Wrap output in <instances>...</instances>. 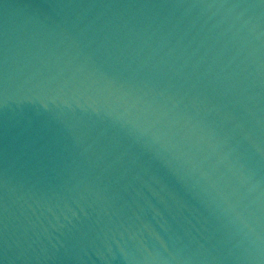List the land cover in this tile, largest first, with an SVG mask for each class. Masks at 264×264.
Masks as SVG:
<instances>
[{
    "label": "water",
    "instance_id": "obj_1",
    "mask_svg": "<svg viewBox=\"0 0 264 264\" xmlns=\"http://www.w3.org/2000/svg\"><path fill=\"white\" fill-rule=\"evenodd\" d=\"M0 264H264V0H0Z\"/></svg>",
    "mask_w": 264,
    "mask_h": 264
}]
</instances>
